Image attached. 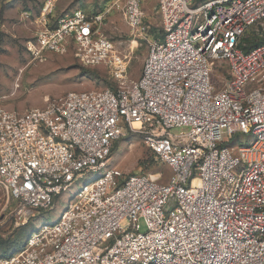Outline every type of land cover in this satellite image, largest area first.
Listing matches in <instances>:
<instances>
[{
    "label": "built area",
    "instance_id": "built-area-1",
    "mask_svg": "<svg viewBox=\"0 0 264 264\" xmlns=\"http://www.w3.org/2000/svg\"><path fill=\"white\" fill-rule=\"evenodd\" d=\"M54 8L42 6L33 58L71 53L118 87L22 112L0 98V193L17 202L16 225L84 182L0 264H264V0H157L160 31L140 0H123L132 36L148 44L129 84L103 14ZM248 35L263 42L248 50ZM126 132L168 168L165 182L108 168Z\"/></svg>",
    "mask_w": 264,
    "mask_h": 264
},
{
    "label": "rangeland",
    "instance_id": "rangeland-1",
    "mask_svg": "<svg viewBox=\"0 0 264 264\" xmlns=\"http://www.w3.org/2000/svg\"><path fill=\"white\" fill-rule=\"evenodd\" d=\"M46 0H0V98L7 109L25 111L44 107L50 100L68 92L115 90L118 84L104 68L85 67L71 53L45 54L35 59L29 52L40 28L42 6ZM54 16L82 10L87 14H103L100 31L114 44L115 49L127 58L126 83L137 80L148 44L132 36L118 9L123 0H53ZM145 20L153 30L160 31L157 0H140ZM219 72L213 81L219 84ZM216 90H218L216 88ZM184 128L176 129L183 132ZM117 167L124 176L134 173H161L162 182L170 175L168 168L155 160L141 139L126 132L112 146L108 168ZM98 176H90L93 182ZM84 182L58 197L52 209L16 225L14 213L17 202L0 193V257L13 254L26 243L29 236L43 224L59 218L68 202L82 188Z\"/></svg>",
    "mask_w": 264,
    "mask_h": 264
},
{
    "label": "trees",
    "instance_id": "trees-1",
    "mask_svg": "<svg viewBox=\"0 0 264 264\" xmlns=\"http://www.w3.org/2000/svg\"><path fill=\"white\" fill-rule=\"evenodd\" d=\"M246 42L248 44V47L246 49H252L258 45H260L263 41L261 39H257L256 37H254L253 35H248V37L246 38ZM152 154V153H151ZM153 155V154H152ZM154 157V156H153ZM164 166V165H163ZM166 167V166H164ZM167 168V167H166ZM170 172V171H169ZM168 178V177H167Z\"/></svg>",
    "mask_w": 264,
    "mask_h": 264
}]
</instances>
